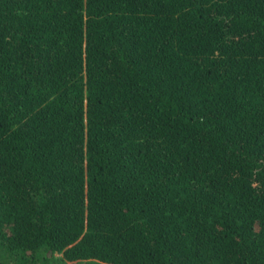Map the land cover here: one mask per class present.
<instances>
[{
	"label": "trees",
	"instance_id": "16d2710c",
	"mask_svg": "<svg viewBox=\"0 0 264 264\" xmlns=\"http://www.w3.org/2000/svg\"><path fill=\"white\" fill-rule=\"evenodd\" d=\"M0 264H264V0H0Z\"/></svg>",
	"mask_w": 264,
	"mask_h": 264
}]
</instances>
